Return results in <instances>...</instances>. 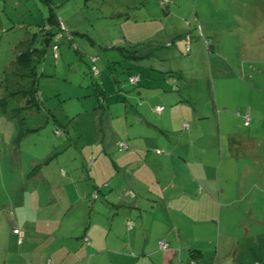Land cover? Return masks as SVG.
I'll list each match as a JSON object with an SVG mask.
<instances>
[{"label": "rangeland", "instance_id": "rangeland-1", "mask_svg": "<svg viewBox=\"0 0 264 264\" xmlns=\"http://www.w3.org/2000/svg\"><path fill=\"white\" fill-rule=\"evenodd\" d=\"M161 1L47 0L66 31L46 43V34L58 31L56 24L46 23L47 4L0 0V264H28L31 251L41 252L53 240L56 249L62 233L54 230L64 226L58 201L65 181L89 180L92 159L102 172L108 164L102 176H120L116 166L123 154L135 151L119 146L126 142L128 124L138 114L152 126L159 118L145 113L144 94L135 88L157 92L171 84L187 101L173 107L168 100L160 103L161 113L170 114L176 126L168 135L171 147L158 146L144 155L165 158L175 146L186 148L172 152L184 158L181 163L169 159L176 180L164 187H178L172 208L189 204L191 179L211 178L213 187L223 190L221 197L210 196L212 244L206 250L212 264H229L235 247L240 263H264V0ZM34 35V46L45 53L35 75L22 77L11 62L18 43ZM180 41L178 58L169 60L167 53ZM163 68L172 72L160 73ZM147 76L152 81L143 86ZM35 78L37 104L30 95ZM178 123L184 126L180 130ZM190 133L193 147L187 144ZM145 204L161 212L155 202ZM43 221L49 225L43 227ZM122 226L113 232L122 236ZM13 227L23 231L21 241ZM234 238L235 245L216 252L223 240ZM53 251L50 247L47 253L54 256ZM181 251L182 262L189 258L180 245L175 263Z\"/></svg>", "mask_w": 264, "mask_h": 264}, {"label": "crops", "instance_id": "crops-1", "mask_svg": "<svg viewBox=\"0 0 264 264\" xmlns=\"http://www.w3.org/2000/svg\"><path fill=\"white\" fill-rule=\"evenodd\" d=\"M181 47L182 42H177V47L174 46L169 50L167 58L169 60L177 59V48ZM158 71L160 73L172 72L165 69ZM151 81L152 78L148 77L143 82V86ZM138 88L144 94L141 102L142 109L147 115L157 113L156 115L159 116L153 121L154 126L151 121H148L145 114H138L134 122L128 124L129 129L126 130L125 141L128 144L127 147L132 146L135 151L123 154V162L116 166V170L121 172L120 176L116 174L102 176L104 172L108 171V164L103 167L104 171L102 172V168L96 166V160L92 159L89 167L90 174L87 175L89 180L84 182L64 180L66 183L63 186L64 195L58 201V207L61 208L59 212L62 214L59 223L62 222L64 226L54 230L55 233L58 230H60L59 233H62L61 236H58L60 238L56 239L59 243H57L56 249L54 248L55 240H53L51 244H47L45 247L43 245L41 252L35 254L34 251H31L32 261L28 264H212L211 254L206 250V246L212 244L208 227L210 218L214 216L209 210L210 196L221 197L223 190L214 188L211 178L202 176V181L199 183L191 179L192 196L189 197V204L186 203L180 209L175 205L172 208L171 203L177 199L178 187L172 186L173 188L170 189L164 187V183L174 185L173 182L176 180L174 167L169 159L174 157L178 163H181L184 158H178L172 152L186 151V148L183 147L185 148L183 150V148L179 149L175 146L165 158L154 154L144 155L148 149H159L160 147L170 149L171 144H167L168 135L176 131V126L171 123L172 116L161 113L165 110L164 107L160 112L155 111L154 108L162 106L160 103L167 102V100L172 107L177 103L183 104V102H187L184 98L185 95L172 84L168 85V88L165 87L166 90L157 92H152L153 88L150 87L140 86L135 89ZM145 88L146 92H144ZM140 89L137 91L139 92ZM147 104L150 105V112L147 109ZM199 104L205 105L207 100L198 101L197 105ZM168 121L169 123H167ZM132 124H136L134 132L130 131ZM178 125L180 126L179 130L184 127L180 123ZM153 128L154 130H152ZM190 140L187 142L188 146L193 144L192 135ZM136 141L139 146L136 145ZM196 169L200 170L202 166L196 165ZM94 192L97 194L94 196L95 198L92 197ZM147 202L158 204L161 207V212H158L159 210L154 206L147 210L145 207ZM122 207L124 210L121 214H116ZM71 211H73L72 214H70ZM230 214L235 215V212L232 211ZM177 217L180 218L179 221ZM220 217L218 221H220ZM26 220L28 217L24 219V221ZM183 222L191 225L192 230L185 229ZM47 225L49 222H42L43 227ZM121 225H123V235H116L113 230ZM115 240L119 246H116ZM235 240L236 238L231 242L223 240L221 245L216 247V252L219 253L221 247L231 248L232 245H235ZM162 242L166 244L164 248L160 247ZM180 245L188 250L189 258L182 262L183 253L181 251L180 255L178 254L180 263H175ZM50 247L51 251L54 250L52 252L54 256L47 253ZM236 249L237 247L233 248L234 256L228 260L229 264H252L240 263L236 259ZM238 252L240 253L241 250L239 249ZM215 260L217 261V258ZM224 261L225 259L222 260V262ZM218 264L224 263L218 262ZM254 264L261 263L254 261Z\"/></svg>", "mask_w": 264, "mask_h": 264}, {"label": "trees", "instance_id": "trees-1", "mask_svg": "<svg viewBox=\"0 0 264 264\" xmlns=\"http://www.w3.org/2000/svg\"><path fill=\"white\" fill-rule=\"evenodd\" d=\"M41 1L48 5L47 0H41ZM48 6H49V15L46 18V23L48 24V26L56 24L58 31L54 34L52 32H48L45 36V42L46 43H48L50 41L51 37L54 36L55 34H56L55 35L56 37H60V36H62L60 31H62V30L66 31L65 28L63 27L62 23L58 20L56 15L53 13L51 6L50 5H48ZM45 30H47V26L45 27ZM66 37L71 38V35H69L66 32ZM34 42H35V35L32 38L23 39L22 41H20L17 45V48H16L17 51H16L15 59L11 62L14 65V67H16V69H19V75L22 77L26 76L25 74L35 75L36 64L39 65L43 56H44L45 50L43 49V47H39V48L35 47ZM53 46H57V45L55 44ZM53 46H52L53 58L56 60L59 56L58 46H57L56 51L53 50ZM92 59L96 60L95 57H92L91 60ZM94 61H92V62H94ZM91 70H92V72H94L95 70L97 72V69L95 67H92ZM96 72H94V73H96ZM36 81L37 80L35 78L33 80V86L31 88V92H30L31 94L30 95L32 96V99L34 96L33 100L37 104V101H40L39 100L40 95H38V85H37ZM38 96H39V99H38ZM26 132H25V134H26ZM59 133H60V131L58 129H56L55 134L58 135ZM25 134H23V136ZM94 196H97L96 192L93 193L92 197H94Z\"/></svg>", "mask_w": 264, "mask_h": 264}, {"label": "built area", "instance_id": "built-area-1", "mask_svg": "<svg viewBox=\"0 0 264 264\" xmlns=\"http://www.w3.org/2000/svg\"><path fill=\"white\" fill-rule=\"evenodd\" d=\"M164 2H165L164 0L161 1L162 4H164ZM56 49H57V46H53V50L56 51ZM188 49H189V47H187V50ZM94 60L95 59H92V61H94ZM94 72H96V70ZM130 79H131V81H134L135 82L137 80V77L136 76H133ZM154 109H155V111L160 112L163 109V106H156ZM244 118H245V123H247V120L249 119V115L246 114L244 116ZM119 146L121 148H127V144L125 142H120L119 143ZM12 232H13V234H15L18 237L19 241L22 240V238H23V232L22 231H20L18 228H13ZM165 246H166V244L164 242H162L160 244V247L161 248H164Z\"/></svg>", "mask_w": 264, "mask_h": 264}, {"label": "clouds", "instance_id": "clouds-1", "mask_svg": "<svg viewBox=\"0 0 264 264\" xmlns=\"http://www.w3.org/2000/svg\"><path fill=\"white\" fill-rule=\"evenodd\" d=\"M14 228V227H13ZM13 230V229H12ZM20 230V229H19ZM21 231V230H20Z\"/></svg>", "mask_w": 264, "mask_h": 264}]
</instances>
